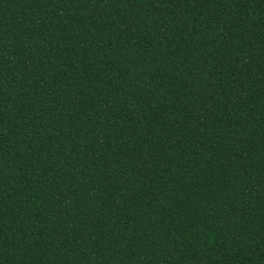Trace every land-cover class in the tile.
I'll return each instance as SVG.
<instances>
[{
	"label": "trees",
	"instance_id": "16d2710c",
	"mask_svg": "<svg viewBox=\"0 0 264 264\" xmlns=\"http://www.w3.org/2000/svg\"><path fill=\"white\" fill-rule=\"evenodd\" d=\"M0 264H264V0H0Z\"/></svg>",
	"mask_w": 264,
	"mask_h": 264
}]
</instances>
